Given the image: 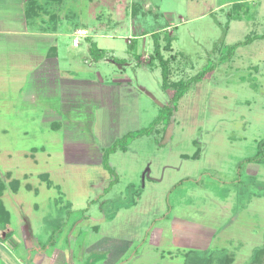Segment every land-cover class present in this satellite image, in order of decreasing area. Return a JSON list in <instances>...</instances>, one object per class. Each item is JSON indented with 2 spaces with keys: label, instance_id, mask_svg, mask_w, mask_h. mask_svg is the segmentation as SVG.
Returning a JSON list of instances; mask_svg holds the SVG:
<instances>
[{
  "label": "rangeland",
  "instance_id": "obj_1",
  "mask_svg": "<svg viewBox=\"0 0 264 264\" xmlns=\"http://www.w3.org/2000/svg\"><path fill=\"white\" fill-rule=\"evenodd\" d=\"M39 1L69 47L65 76L97 84L92 102L64 90L58 113L59 72L52 91L48 83L35 91L25 59L12 70L0 58L1 200L11 215L0 228V264H259L264 0ZM54 1L59 15L48 12ZM80 28L90 39L74 46ZM89 42L105 52L102 61ZM155 43L165 59L176 56L170 82L213 70L191 85L167 125L126 140L105 169L107 143L175 106L151 58Z\"/></svg>",
  "mask_w": 264,
  "mask_h": 264
},
{
  "label": "crops",
  "instance_id": "obj_2",
  "mask_svg": "<svg viewBox=\"0 0 264 264\" xmlns=\"http://www.w3.org/2000/svg\"><path fill=\"white\" fill-rule=\"evenodd\" d=\"M36 1L38 0H16L14 4L11 2V0H0V51H2L0 52V58L2 60H9L11 63V68H13L12 70L16 69V67H13L15 66L14 64H16L17 62L19 63V61L21 60L24 61L25 59V70H27V73H30L31 83H33L34 86H36V84L39 85V87L34 88L35 91H39V89H41L40 85H45L47 83L48 85H50L51 80H53L52 78L55 76L56 79V73L59 72L58 83L60 86L61 98L59 100L60 103L58 113H60V109H62L64 106L62 96L64 90L66 91V93L74 90L77 99H79V95H83L82 98L84 99L79 100L80 102L86 103L91 101L89 95L92 93L88 91H90L93 84L97 83L92 80H78L65 76L69 74L64 71V69L67 68L66 59L67 57H69V47L67 48L66 45L60 42L59 35L61 34L60 32H56L57 24L52 23L51 25L50 21V23L47 22V14L45 15L44 13H42L43 10H41V4H43V2L39 1V4ZM50 8V10L47 9L48 12L59 15L61 11L60 5L57 4L56 1H54V4H52ZM45 11L46 10H44L43 12ZM41 38L45 40H52L53 38V42L47 44L45 41H40L39 39ZM89 39L90 37L88 36L81 39L80 42L83 43L84 41H88ZM92 43H95L97 45L96 42H89V53L91 51ZM72 48L76 49V51L78 48L81 51L87 50L84 47H74L73 45ZM97 48L100 49L98 45ZM99 51V59L97 60V62L102 61L105 55V52L102 51V49H100ZM63 52L66 56V63L63 61L64 58L61 56ZM14 76L15 75L12 74L10 76L11 79H16ZM98 85H105V81L98 83ZM48 89L52 91L53 87H51L50 85ZM106 97H108V95ZM28 98L25 100L28 101ZM31 98L32 99L30 100L32 102V105H36L37 102L34 103L33 101L34 97L32 96ZM26 104H28V102H26ZM99 113L101 114L100 110ZM111 125H113L112 121L108 123V126ZM119 138H121V136H116L115 138H113L111 142L107 143V145L103 147V151L111 147Z\"/></svg>",
  "mask_w": 264,
  "mask_h": 264
},
{
  "label": "trees",
  "instance_id": "obj_3",
  "mask_svg": "<svg viewBox=\"0 0 264 264\" xmlns=\"http://www.w3.org/2000/svg\"><path fill=\"white\" fill-rule=\"evenodd\" d=\"M136 11L133 12V16H135ZM152 36H154L155 38L159 37V35L157 33L152 34ZM260 38H264V36L260 37ZM251 40L252 39H249L244 43H241V44H238V45L231 47L229 49L230 54L232 55L240 45H246ZM164 48H165V50L171 52V49H172L171 43L168 42ZM99 50L100 49L97 48V45L95 43H92L91 53H93V54L96 53V57H97L96 60L99 59L98 58V53L100 52ZM160 50H161V47L159 46V44L155 43L154 54H153V56H151V58H155L159 61V65H160L161 70H162L164 90L167 92H171L174 90V94L171 97V101L175 106L174 107L163 106L161 109L160 115L158 116V118L154 124H151V126H149L148 128L142 129L140 131H136V132H132V133H128L126 135H123L121 138H119L117 141H115V143L111 147L105 149L103 151V166L105 169L109 168L107 159L109 158L111 153L117 152L119 150L126 152V147H127L126 146L127 145L126 140H128L130 138L134 139L136 137H142V136L148 135L151 132H153L152 126L160 124V123H164V124L168 123L172 117L173 111H175L176 105L181 100V98L186 94V92L190 89L191 85L201 82L207 76V74L213 70V68H207L206 70L200 72L197 76L189 79L188 81L170 82V77H171L170 63H171V61L176 60V56L170 57V60L165 59L163 57V55L161 54L162 52ZM4 188H5L4 183L0 182V228H3V229L6 228V226L9 225L11 222V215H10L9 211L5 208V206L1 200L2 191ZM108 190H109V187L107 188V191ZM262 253L264 254V250H263V252L258 251L256 253V256H255V258H256L255 261L256 262L258 261L259 264H262L261 263Z\"/></svg>",
  "mask_w": 264,
  "mask_h": 264
},
{
  "label": "built area",
  "instance_id": "obj_4",
  "mask_svg": "<svg viewBox=\"0 0 264 264\" xmlns=\"http://www.w3.org/2000/svg\"><path fill=\"white\" fill-rule=\"evenodd\" d=\"M89 36V31L85 29H78L74 34L73 44L74 46H78L81 39Z\"/></svg>",
  "mask_w": 264,
  "mask_h": 264
}]
</instances>
